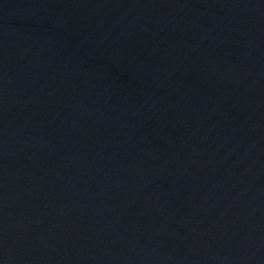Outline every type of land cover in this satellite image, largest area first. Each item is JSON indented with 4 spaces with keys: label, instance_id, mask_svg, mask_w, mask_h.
Segmentation results:
<instances>
[{
    "label": "water",
    "instance_id": "obj_1",
    "mask_svg": "<svg viewBox=\"0 0 264 264\" xmlns=\"http://www.w3.org/2000/svg\"><path fill=\"white\" fill-rule=\"evenodd\" d=\"M0 264H264V0H0Z\"/></svg>",
    "mask_w": 264,
    "mask_h": 264
}]
</instances>
